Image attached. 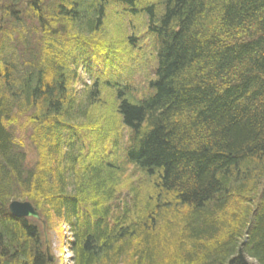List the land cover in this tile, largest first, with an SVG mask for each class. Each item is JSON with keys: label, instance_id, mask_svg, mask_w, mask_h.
<instances>
[{"label": "trees", "instance_id": "obj_1", "mask_svg": "<svg viewBox=\"0 0 264 264\" xmlns=\"http://www.w3.org/2000/svg\"><path fill=\"white\" fill-rule=\"evenodd\" d=\"M130 27L150 76L83 82ZM13 200L72 264H264V0H0V264H52Z\"/></svg>", "mask_w": 264, "mask_h": 264}, {"label": "rangeland", "instance_id": "obj_2", "mask_svg": "<svg viewBox=\"0 0 264 264\" xmlns=\"http://www.w3.org/2000/svg\"><path fill=\"white\" fill-rule=\"evenodd\" d=\"M116 11L117 8L112 6L109 12L113 15L116 13ZM118 17L112 18V25H123L121 20H118ZM137 31L139 33H143V28L139 26ZM127 33L133 37L135 36L136 38H134V41L132 39L128 40V38L126 39L125 37L121 41L120 39H115L116 42L119 43L124 41L125 45L123 47L115 46L112 49L103 51H97L91 47L88 48L90 53L86 52V56H84L83 61L77 68V74L83 82L89 84L92 78L101 77L103 73L106 75L112 72L115 75L119 76L120 74H123L124 76V74H126V69L137 64H139V66H137L134 70L132 83L141 84L140 82H144L148 76H150L151 67L153 66L154 61L151 49L149 46L147 47V40L144 37H139L138 34L133 31L132 27L128 29ZM129 51L130 53H128ZM86 68L88 70H86ZM149 69L150 71H148ZM106 78H109V76H106ZM74 87L78 91H81L83 88L81 82H77ZM106 90L104 89L105 94H107ZM97 140L98 138L96 134L87 135L86 138L83 139V150L78 149L77 147V152L84 156L90 152V148H93L94 150L100 148L101 144ZM110 140L106 138L104 141L105 145H109ZM127 175H131L133 179H137V173L133 170H128ZM122 193L124 197V194L126 193L125 188L123 189ZM46 226V233L48 237L46 246H50V252L53 257L51 263L72 264L71 253L68 250V243L71 239V233L69 232L68 225L61 218H56L53 216L50 221V226L47 224V222Z\"/></svg>", "mask_w": 264, "mask_h": 264}, {"label": "water", "instance_id": "obj_3", "mask_svg": "<svg viewBox=\"0 0 264 264\" xmlns=\"http://www.w3.org/2000/svg\"><path fill=\"white\" fill-rule=\"evenodd\" d=\"M9 212L19 218H33L38 221H42L43 229L45 232L46 243L48 242V237L46 233V221L41 219L39 212L35 209L33 204L30 201H21V200H13L8 205ZM46 253L49 261L53 260V257L50 252V246H46Z\"/></svg>", "mask_w": 264, "mask_h": 264}]
</instances>
